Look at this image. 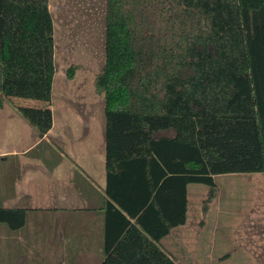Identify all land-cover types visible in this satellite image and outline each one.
I'll use <instances>...</instances> for the list:
<instances>
[{
  "label": "trees",
  "instance_id": "16d2710c",
  "mask_svg": "<svg viewBox=\"0 0 264 264\" xmlns=\"http://www.w3.org/2000/svg\"><path fill=\"white\" fill-rule=\"evenodd\" d=\"M56 73L50 0H0V109L12 100L46 135ZM94 92L104 101L109 183L121 184L109 194L119 204L130 203L134 180L139 204L157 210L168 179L182 184L188 204L191 183L208 185L211 201L217 175L264 176V0H106ZM186 213L162 232L142 214L126 218L101 264H179L160 243ZM27 221L28 210L0 204V225L20 230Z\"/></svg>",
  "mask_w": 264,
  "mask_h": 264
},
{
  "label": "crops",
  "instance_id": "0c3cea01",
  "mask_svg": "<svg viewBox=\"0 0 264 264\" xmlns=\"http://www.w3.org/2000/svg\"><path fill=\"white\" fill-rule=\"evenodd\" d=\"M54 106L53 98V126L43 136L15 106L0 109V166L8 169L6 163L13 159L15 169L12 173L0 170V202L5 207L28 210L24 228L12 230L0 225V264H101L106 248L126 230V218L137 223L142 214L144 224L162 232L169 224L180 223L185 206V223L173 227L162 239L163 249L179 264H214L217 258L224 260L231 254L226 252L232 251L233 220L239 228L249 224L248 218L232 220L226 209L223 218L219 215L215 219V233L203 241L207 219L200 211L202 197L196 193V183L187 186L185 204L182 184L173 179L164 182L157 210L139 204L144 197L136 194V180L130 203H117L109 194V189L119 190L121 184L117 180L109 183L104 105ZM39 147L42 151L33 156ZM108 204L112 207L107 209ZM261 209L262 224L264 207ZM247 210L249 216L252 210ZM223 224L226 233L217 245ZM260 238L248 233L241 236L248 245ZM261 240L263 244L253 242V247L264 261V234Z\"/></svg>",
  "mask_w": 264,
  "mask_h": 264
},
{
  "label": "rangeland",
  "instance_id": "374dc122",
  "mask_svg": "<svg viewBox=\"0 0 264 264\" xmlns=\"http://www.w3.org/2000/svg\"><path fill=\"white\" fill-rule=\"evenodd\" d=\"M50 9L55 24L57 68L54 80V107H74L80 104L103 106V97L95 94L94 83L105 62L106 0H50ZM17 100L24 102L22 99ZM5 105L13 106L12 100H8ZM2 125L7 126L4 123ZM41 147L32 155H36V152L39 154ZM6 164L11 173L15 171L13 159H9ZM1 169L9 171L0 166ZM215 181L218 189L211 201H207L209 186L203 183L194 184L196 193L202 197L201 214L207 219L203 241L207 240L205 237L215 233V219L219 218V215L223 218L226 209L229 210L226 213L232 220L241 218L242 221V218H248L249 224L240 225L238 228L233 220L232 251L226 252L231 254L224 260L217 258L214 264H264L262 253L258 254L253 247L257 242L263 244L261 239L264 223H260L262 216L259 213L264 207V176L258 173H231L217 175ZM258 204L261 208L255 210ZM247 209L252 210L249 216ZM253 211H257L256 215ZM225 229L224 224L219 228L217 245H220L222 235L226 233ZM245 233L255 239L261 238L248 245L247 241L241 240Z\"/></svg>",
  "mask_w": 264,
  "mask_h": 264
}]
</instances>
